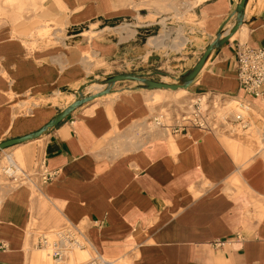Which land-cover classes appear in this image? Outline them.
Returning a JSON list of instances; mask_svg holds the SVG:
<instances>
[{"label":"crops","instance_id":"0c3cea01","mask_svg":"<svg viewBox=\"0 0 264 264\" xmlns=\"http://www.w3.org/2000/svg\"><path fill=\"white\" fill-rule=\"evenodd\" d=\"M39 1L38 19L67 35L63 44L32 48L46 23L0 28V142L42 128L83 85L84 95L103 88L92 90L97 77L126 71L108 73L101 61L159 80L149 68L153 52L169 47L179 55L170 76L181 75L225 22L223 35L232 27L240 0ZM37 2L19 0L14 9L35 12ZM121 25L129 30L118 31ZM154 31H163L155 45L151 37L143 43ZM242 42L264 46V0H248L243 25L178 90L244 98L264 114V97L240 88ZM168 90L176 92L119 81L35 141L0 151V264H55L33 235L69 222L83 225L93 247L121 264H264L263 150L252 153L230 133L152 129L149 120L166 113ZM32 142L41 145L40 165ZM9 159L18 164L13 176L5 173ZM19 170L25 180H16Z\"/></svg>","mask_w":264,"mask_h":264},{"label":"built area","instance_id":"2783aa9c","mask_svg":"<svg viewBox=\"0 0 264 264\" xmlns=\"http://www.w3.org/2000/svg\"><path fill=\"white\" fill-rule=\"evenodd\" d=\"M236 62L237 78L245 96L263 98L264 46L239 43ZM165 111V114L157 112L149 120L148 126L152 124V129L173 135L185 133L194 127L220 134L245 133L252 129L254 122L253 106L248 100L212 93L195 95L183 108L173 107ZM17 169L15 164L8 165L5 173L13 176ZM214 245L219 247L222 242L216 241ZM37 247L42 251L46 250L55 264H63L77 250H87L90 253L87 260L80 264H121L117 259L99 253L93 247L85 227L79 223L69 222L56 229L39 232Z\"/></svg>","mask_w":264,"mask_h":264},{"label":"rangeland","instance_id":"374dc122","mask_svg":"<svg viewBox=\"0 0 264 264\" xmlns=\"http://www.w3.org/2000/svg\"><path fill=\"white\" fill-rule=\"evenodd\" d=\"M19 0H0V28H4V27H12L15 23L17 22H25L26 20H32L33 22H38L37 25L41 24H47L46 26V32L41 33L40 36L38 35H34V42L32 43V48H37V47H42V46H48V45H55L58 43H64L62 40V37L66 38L67 32L65 31V27L60 26V25H55L52 23H48V22H44L40 19H38V12L42 9V5L43 2L40 3L39 0H33V1H38L37 4L38 6L40 5V7H38V9L34 12L31 11L32 9H30V12H23L22 15H20V12H16V10L14 9V7L16 6V3ZM13 6V7H12ZM21 16L19 19H17V17ZM16 22H14V20H16ZM14 22V23H13ZM38 28V27H37ZM36 28V29H37ZM118 31H121V28L117 29ZM62 31V32H61ZM163 31L160 32L159 31H154L152 33H146L145 37L143 39V43H146V40L148 37H154L157 35H161ZM87 36L92 37L94 36L96 33L88 31V33H86ZM36 37H38V40H36ZM169 47H160V50H158L157 52H153V55L156 57H154V61L152 62V67L149 68H153V70H158V71H162L165 73V75H160V78L166 80V81H172V77L170 76L172 71L175 70L172 67L173 63H179L178 62V57L179 55L175 54L174 52H171V50H168ZM165 55V56H164ZM92 60L94 59V57H92L91 55L89 56ZM173 58H175V60H173ZM140 61V60H139ZM144 63H149V58H146V62ZM97 66H101L103 70L107 71L108 73H112V72H119V71H128L129 68L127 66L121 67V68H115L113 63H106L101 61V63ZM124 71V72H126ZM103 76L106 75H102L101 77H97L98 79H102ZM164 76H167L166 78H164ZM94 82V81H92ZM124 83H130V82H124ZM102 85L95 83L94 86L92 87V90L94 91V88H101ZM169 94L166 97V102L165 108H183V106H185L187 103H189V101L195 97V95H191L188 92H185L183 90H176V92H170V90H168ZM258 118H262L263 122H264V114H260L257 115ZM255 122H253V126H252V130H256L257 133L255 134V136L253 137H249L247 133L244 132H240L238 134H234L237 135L241 140H243L245 143H247L249 145V149L251 150V152L255 153L259 150H263L264 152V127L259 128L256 123L254 125ZM35 141V140H32ZM32 143H37V142H32ZM39 143V142H38ZM36 145V144H35ZM35 151L37 154V158L38 160L36 161L38 164L40 165V163L38 162L40 160V156H41V145H36L35 146ZM6 165V162H3V165ZM25 168V165L23 166ZM61 223V222H60ZM60 225V224H59ZM34 240L36 241L38 238V233L35 232V234L33 235ZM83 257L84 254H81Z\"/></svg>","mask_w":264,"mask_h":264},{"label":"water","instance_id":"95a60500","mask_svg":"<svg viewBox=\"0 0 264 264\" xmlns=\"http://www.w3.org/2000/svg\"><path fill=\"white\" fill-rule=\"evenodd\" d=\"M248 0H240L236 9L234 10L232 17L235 16V22L232 27L224 34V26L227 22H225L220 29L217 31L215 38L207 45L203 55L200 59L195 63V65L183 72L181 75L177 77H172L173 82L165 81L163 79H153L148 76V74H138L136 72H125L118 73L111 76L106 77L105 79H97L94 80V83L100 84L104 86L99 89L95 93H90L88 95H84L83 90L88 86V84L83 85L77 90V98L66 108L61 110L51 121H49L46 125L40 128L37 131L29 133L27 135L16 137L12 139H8L0 142V151L13 146L15 144H20L27 141H32L40 138L44 134L48 133L52 128L56 127L60 122H62L66 117L75 111L77 108L82 106L83 104L92 101L98 97L104 96L106 94L112 93L114 91V86L119 81L130 80L137 82L138 88H146V89H171L178 90L179 88L188 89L191 83L194 81L198 73L201 71L203 66L205 65L210 54L215 50L220 48L227 40H229L243 25L245 10L247 6ZM155 74L165 75L162 71H155Z\"/></svg>","mask_w":264,"mask_h":264},{"label":"bare ground","instance_id":"6f19581e","mask_svg":"<svg viewBox=\"0 0 264 264\" xmlns=\"http://www.w3.org/2000/svg\"><path fill=\"white\" fill-rule=\"evenodd\" d=\"M119 28L121 29H127L129 30V27L126 26V25H121ZM162 35V34H161ZM158 36L160 35H157V36H154V37H151L150 40H149V43H152L153 45H155V40H152L153 38H157ZM167 76H164V78H166ZM166 81V80H165ZM179 89H184V88H179ZM234 101H236L234 99ZM235 103V102H234ZM253 111L257 114V115H260L261 113L258 112L256 110V108H253ZM150 126H152V124H150ZM247 134H250L248 135L249 137H253L255 136V134L257 133L256 130H252L250 129L249 131L245 132ZM258 134V133H257ZM9 164L8 165H11V164H17L13 159H9ZM18 166V164H17ZM20 168V167H19ZM21 170V168H20ZM18 171L17 172V177H16V180H25L26 176L22 173V171ZM81 254H84L85 257H83ZM89 251L87 250H77L76 252H73L69 255V258L66 259V264H80L82 262H84L85 260H87L88 256H89ZM121 263V262H120Z\"/></svg>","mask_w":264,"mask_h":264}]
</instances>
